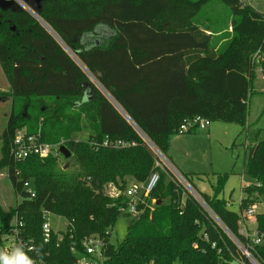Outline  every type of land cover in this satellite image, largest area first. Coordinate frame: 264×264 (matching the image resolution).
Returning a JSON list of instances; mask_svg holds the SVG:
<instances>
[{"label":"trees","instance_id":"1","mask_svg":"<svg viewBox=\"0 0 264 264\" xmlns=\"http://www.w3.org/2000/svg\"><path fill=\"white\" fill-rule=\"evenodd\" d=\"M24 1L166 157L171 138L180 134L185 119L195 115L247 128L258 67L254 55L264 52V14L242 0H222L232 12L234 34L219 48L199 22L204 0ZM13 8L0 7V66L13 96L45 112L44 119L12 113L4 131L0 169H6L16 200L8 209L0 205V233L9 232L19 214L45 261L72 264L73 244L111 231L122 215L125 198L104 194L105 184L114 182L123 189L127 178L144 182L157 169L160 181L152 193L154 202L132 218L122 241L110 239L104 264H233L234 260L252 264L196 197L169 170L156 167L154 149L57 39L28 10ZM68 106L76 115L69 117L71 125L64 129ZM28 119L35 127L25 122ZM22 127L41 132L46 142L66 138L64 145L71 151L66 166L61 167L54 156L15 160L10 142ZM83 130L89 132L87 140L72 137ZM106 137L136 144L118 149L94 144ZM248 148L245 165L255 184L242 188L249 198L240 204L241 211L254 201L251 196L264 197V138ZM184 177L190 183V177ZM227 179L219 174L213 195L201 196L246 244L248 239L238 233L241 212L230 209L220 196ZM26 181H31L36 197H30ZM43 209L68 221L59 245L56 234L50 242L43 241ZM256 223L264 234V212L257 214ZM252 254L264 264V243L255 245Z\"/></svg>","mask_w":264,"mask_h":264},{"label":"rangeland","instance_id":"2","mask_svg":"<svg viewBox=\"0 0 264 264\" xmlns=\"http://www.w3.org/2000/svg\"><path fill=\"white\" fill-rule=\"evenodd\" d=\"M22 3L23 6L31 13L35 14L33 8H31L24 0H17ZM244 5L253 9H256L264 14V0H242ZM207 2L201 12V17H209L213 22L214 30L220 29L228 20L229 29L228 32L221 35L213 36V44L215 48H219L223 42L221 40L226 36V40L232 37L234 32L231 24L232 12L228 6H226L222 0H204ZM14 25V24H13ZM226 25V24H225ZM57 39V38H56ZM59 39V37H58ZM57 39V41H58ZM61 40V39H60ZM59 42V41H58ZM225 42V41H224ZM67 52L79 62L83 67V70L90 81H93L104 93L106 90L101 87L97 78L86 68L85 65L79 60L75 52L67 47L63 42H59ZM263 71L258 66L255 71L253 79L252 94L250 96V113L249 122L246 129L242 126L224 121H211L210 129L203 130L194 134H179V140L177 149L175 150L177 156H180V162L171 157L170 148L167 153V157L163 154L161 162L163 167L170 171L175 181L181 183L186 189L187 193H198V197L204 200L201 194L213 195L216 180L219 174H226L228 179L224 185L223 190L220 193L221 198H225L230 203V209L241 212L240 203L241 199L245 196L243 191V180L250 181L252 178L247 173V166L245 161L251 145L255 144L258 140L264 138V78ZM107 94V93H106ZM29 103V104H28ZM116 107L124 114V116L131 122V124L139 132L140 136L153 148L154 143L146 136L142 130L130 119V117L121 109L117 104ZM42 111V113H41ZM45 109L34 108L31 106L30 101L26 99H17L13 96L12 87L7 75L4 73L0 66V159L2 156V138L4 131L6 130L9 118L12 113L15 116H22L23 114L28 118L34 116H40L44 119ZM67 116L66 120L62 124V128L70 126L69 117L75 116L76 111L73 110V106H68L65 110ZM21 118V117H19ZM28 125L34 126L33 120L28 119ZM35 127V126H34ZM39 128V127H38ZM194 136L195 141L185 139L184 137ZM88 133L86 130L73 133L72 137L76 140H87ZM184 138V139H183ZM60 141H67L66 138H61ZM161 153V152H160ZM175 155V157H177ZM178 159V158H177ZM58 163L61 167L66 166L67 159L65 156L58 157ZM181 163V164H180ZM190 177V183L184 177ZM126 180L138 181L133 177ZM120 185L114 182L105 184L103 187V193L112 198V195L118 191ZM18 201L22 200L21 196L17 197ZM14 190L9 182L7 172L5 168L0 169V205L2 208L8 209L15 204ZM169 200H167L168 202ZM264 210V206L260 205L257 212L261 213ZM132 216L120 215L111 228V242L118 243L122 241L128 233L129 224L132 220ZM50 221L55 230H66L68 221L63 216L56 214L50 215ZM248 227L253 235L257 229V224L253 220H248ZM251 262V261H250ZM252 263V262H251ZM174 264H181L176 261ZM233 264H242L239 260H234ZM254 264V263H252Z\"/></svg>","mask_w":264,"mask_h":264},{"label":"built area","instance_id":"3","mask_svg":"<svg viewBox=\"0 0 264 264\" xmlns=\"http://www.w3.org/2000/svg\"><path fill=\"white\" fill-rule=\"evenodd\" d=\"M254 61L264 73V52L259 50L254 55ZM264 78V75H263ZM211 125V120L202 115H195L190 119H185L181 124L178 132L180 134L188 133L192 129L196 130H207ZM65 141L58 142H46L42 140L41 132H30L26 127L18 128L13 138L10 142V154L11 156L17 160H24L29 156L35 155L41 158H46L49 156H54L56 158L62 156V152L60 150L61 146L64 145ZM96 146H110L114 148H124L129 146H134L136 144L135 141H126L123 139H110L106 137L103 142L94 143ZM154 151L158 157L156 160V167L163 168V164L161 162L162 152L154 146ZM64 156V155H63ZM160 181V171L154 170L146 181H128L123 189H118L112 197H118L122 195L125 198L124 204L120 207L121 214L129 215L134 217L140 216L147 207L151 206L152 193L158 186ZM243 187L247 188L251 185H254V181L243 180ZM258 186L261 185L260 182H256ZM24 187L28 190L30 197H36V191L34 186L31 184V181L24 182ZM194 195V194H192ZM195 196V195H194ZM196 195V199L204 206V208L208 211V213L212 216V218L224 229L227 235L238 245L241 252L254 264H260L252 252L255 245H259L264 243V234H261L256 229L253 235L251 234L248 227V220H253L256 222V216L259 212L260 205L264 206V197L251 196L250 199L254 200L248 203L246 208H244L241 213V219L239 221V230L238 233L241 236H244L248 239V242L242 243L239 238L232 233L224 223L218 218V216L212 211V209L206 204V202H202ZM249 198V196L245 193V196L241 199V203L244 199ZM240 203V204H241ZM228 207L230 208V203L227 202ZM264 212V210L262 211ZM44 222L42 224V233H43V241L48 243L51 241L53 234L57 235L58 245L64 239L65 234L68 230V225L66 230L58 231L53 228V225L50 221V215L54 214L52 211L48 209H43L42 211ZM111 234V231H106L103 234H92L85 236L80 244L72 245V252L75 254L76 258L72 264H104L107 259L106 256V248L111 239L108 235ZM205 238L208 239L207 235ZM197 246V244H195ZM213 247H216V242L212 243ZM14 248H21L29 258L35 261V264H49L47 261L40 256V251L35 243V238L27 235L26 233V222L22 219L19 214L15 215L14 226L7 233H0V252H12ZM29 248L31 250L29 251ZM221 251V249H219ZM242 264H246L244 260H239Z\"/></svg>","mask_w":264,"mask_h":264},{"label":"crops","instance_id":"4","mask_svg":"<svg viewBox=\"0 0 264 264\" xmlns=\"http://www.w3.org/2000/svg\"><path fill=\"white\" fill-rule=\"evenodd\" d=\"M199 22H200V24H201V27H203V30L205 31V32H207L208 34H211L212 35V37L213 36H216V35H221V34H223V33H226V32H228L229 31V29L227 28V26H228V21H226V25L224 24L220 29H218V30H214V27H213V25L211 24L212 23V20H211V18H209V17H200V19H199ZM232 32V31H231ZM226 36L225 37H223V39L221 40V43L222 42H224V41H226ZM102 86V85H101ZM103 92V91H102ZM104 93V92H103ZM105 94V93H104ZM106 95V94H105ZM107 96V95H106ZM108 97V96H107ZM210 128H208V130H209ZM89 133V132H88ZM188 134H194V133H188ZM177 135H179V134H177ZM177 135H174L172 138H171V141H170V144H171V148H170V154H172L171 155V157L172 156H174V159L176 160V162L178 163V162H180L179 160L181 159V157L180 156H177V153H176V149H177V147H178V145H177V143H178V141H180L179 140V136H177ZM185 139H190L191 140V142L192 141H195V137L194 136H189V137H184ZM183 138V139H184ZM175 155L177 156V157H175ZM178 158V159H177ZM172 159H173V157H172ZM173 159V160H174ZM179 164V163H178ZM181 164V163H180ZM248 223V222H247ZM257 224V223H256Z\"/></svg>","mask_w":264,"mask_h":264},{"label":"water","instance_id":"5","mask_svg":"<svg viewBox=\"0 0 264 264\" xmlns=\"http://www.w3.org/2000/svg\"><path fill=\"white\" fill-rule=\"evenodd\" d=\"M15 5H18L19 7L21 8H25V6H23L22 3L18 2L17 0H0V7L4 10H7V9H10V8H13ZM14 9V8H13ZM27 10V9H26ZM34 17L40 21L42 23V25L55 37L58 39V35L56 34V32L51 28V26L49 24H47L36 12L35 14H33ZM14 29V27H12ZM59 42H63L62 40H60V38L58 39ZM77 62V61H76ZM80 66L81 64L79 62H77ZM83 68V67H82ZM103 87V86H101ZM105 89V88H104ZM106 90V89H105ZM107 93V94H106ZM106 95L108 96V98L115 104L117 103L115 101V99L111 96V94L106 91ZM86 100H90L92 98V96L90 95L89 92L86 93ZM118 104V103H117ZM116 105V104H115ZM122 109V108H121ZM123 110V109H122ZM124 111V110H123ZM62 154L66 157V158H69L71 156V151L65 146V145H62L61 148H60ZM198 195V193H197ZM201 200V199H200ZM202 202H205L204 200Z\"/></svg>","mask_w":264,"mask_h":264},{"label":"clouds","instance_id":"6","mask_svg":"<svg viewBox=\"0 0 264 264\" xmlns=\"http://www.w3.org/2000/svg\"><path fill=\"white\" fill-rule=\"evenodd\" d=\"M0 264H35V261L29 258L21 248H14L10 253L0 252Z\"/></svg>","mask_w":264,"mask_h":264}]
</instances>
